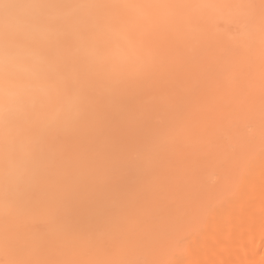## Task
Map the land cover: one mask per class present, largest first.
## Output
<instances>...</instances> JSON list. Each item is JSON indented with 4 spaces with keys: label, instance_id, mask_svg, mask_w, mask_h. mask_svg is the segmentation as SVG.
Masks as SVG:
<instances>
[{
    "label": "bare ground",
    "instance_id": "obj_1",
    "mask_svg": "<svg viewBox=\"0 0 264 264\" xmlns=\"http://www.w3.org/2000/svg\"><path fill=\"white\" fill-rule=\"evenodd\" d=\"M0 264H264V0H0Z\"/></svg>",
    "mask_w": 264,
    "mask_h": 264
}]
</instances>
